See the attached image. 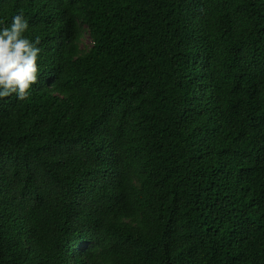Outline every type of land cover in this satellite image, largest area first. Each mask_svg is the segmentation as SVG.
<instances>
[{
	"label": "trees",
	"instance_id": "obj_1",
	"mask_svg": "<svg viewBox=\"0 0 264 264\" xmlns=\"http://www.w3.org/2000/svg\"><path fill=\"white\" fill-rule=\"evenodd\" d=\"M21 12L0 264H264V0H0V27Z\"/></svg>",
	"mask_w": 264,
	"mask_h": 264
},
{
	"label": "clouds",
	"instance_id": "obj_2",
	"mask_svg": "<svg viewBox=\"0 0 264 264\" xmlns=\"http://www.w3.org/2000/svg\"><path fill=\"white\" fill-rule=\"evenodd\" d=\"M28 28L22 12L12 18L10 26L0 27V98L15 94L24 100L38 82L40 38L33 41L26 37Z\"/></svg>",
	"mask_w": 264,
	"mask_h": 264
},
{
	"label": "rangeland",
	"instance_id": "obj_3",
	"mask_svg": "<svg viewBox=\"0 0 264 264\" xmlns=\"http://www.w3.org/2000/svg\"><path fill=\"white\" fill-rule=\"evenodd\" d=\"M89 41H90V40H89L88 36L84 37V44H88Z\"/></svg>",
	"mask_w": 264,
	"mask_h": 264
}]
</instances>
